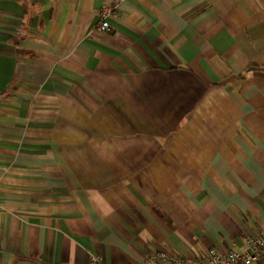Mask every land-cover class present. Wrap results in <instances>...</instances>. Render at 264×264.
<instances>
[{
  "label": "crops",
  "instance_id": "0c3cea01",
  "mask_svg": "<svg viewBox=\"0 0 264 264\" xmlns=\"http://www.w3.org/2000/svg\"><path fill=\"white\" fill-rule=\"evenodd\" d=\"M103 2L0 0V264L242 250L264 228V0H124L100 30Z\"/></svg>",
  "mask_w": 264,
  "mask_h": 264
},
{
  "label": "built area",
  "instance_id": "2783aa9c",
  "mask_svg": "<svg viewBox=\"0 0 264 264\" xmlns=\"http://www.w3.org/2000/svg\"><path fill=\"white\" fill-rule=\"evenodd\" d=\"M124 0H104L98 10V29L110 30V19L117 14L119 5ZM264 255V228H258L245 239L242 250L219 249L210 247L205 252L171 254L165 250L155 251L145 264H251ZM93 264H98L100 256L90 257Z\"/></svg>",
  "mask_w": 264,
  "mask_h": 264
}]
</instances>
